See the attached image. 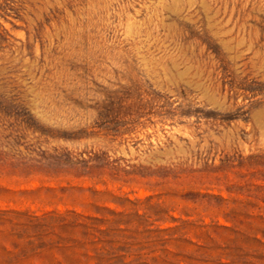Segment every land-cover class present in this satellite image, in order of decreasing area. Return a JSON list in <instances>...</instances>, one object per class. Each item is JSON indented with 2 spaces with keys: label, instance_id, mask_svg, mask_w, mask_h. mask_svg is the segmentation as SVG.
Returning a JSON list of instances; mask_svg holds the SVG:
<instances>
[{
  "label": "rangeland",
  "instance_id": "1",
  "mask_svg": "<svg viewBox=\"0 0 264 264\" xmlns=\"http://www.w3.org/2000/svg\"><path fill=\"white\" fill-rule=\"evenodd\" d=\"M0 264H264V0H0Z\"/></svg>",
  "mask_w": 264,
  "mask_h": 264
}]
</instances>
